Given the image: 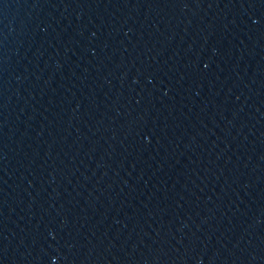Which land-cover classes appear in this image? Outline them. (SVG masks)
<instances>
[{
    "label": "water",
    "instance_id": "obj_1",
    "mask_svg": "<svg viewBox=\"0 0 264 264\" xmlns=\"http://www.w3.org/2000/svg\"><path fill=\"white\" fill-rule=\"evenodd\" d=\"M264 182V0H0V264H140Z\"/></svg>",
    "mask_w": 264,
    "mask_h": 264
}]
</instances>
